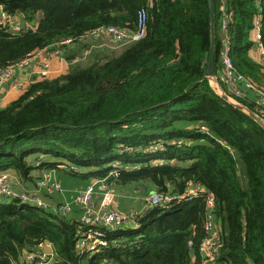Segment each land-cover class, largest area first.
<instances>
[{
    "label": "trees",
    "instance_id": "obj_1",
    "mask_svg": "<svg viewBox=\"0 0 264 264\" xmlns=\"http://www.w3.org/2000/svg\"><path fill=\"white\" fill-rule=\"evenodd\" d=\"M0 4L17 22L35 28L13 34L0 23V69L65 40L82 54L89 48L80 42L84 36L102 27L134 32L139 13L147 11L146 37L121 55L93 50L88 62L32 83L0 109V176L11 174L36 189L44 172L65 166L70 173L69 165L79 168L78 179L113 176L110 186L185 196L146 208L130 227L105 228L108 247L91 255L79 252L85 229L80 220L0 197V264H29L27 257L39 256L40 245L47 243L57 253L56 264H203L208 217L223 242L217 264H264V130L222 101L206 81L208 0ZM227 5L235 69L264 88V64L252 55L256 20L264 34V2L227 0ZM216 30L219 72L218 11ZM232 96L264 117L250 96ZM40 156L46 160L36 166ZM193 187L206 193L191 201L186 195Z\"/></svg>",
    "mask_w": 264,
    "mask_h": 264
},
{
    "label": "built area",
    "instance_id": "obj_2",
    "mask_svg": "<svg viewBox=\"0 0 264 264\" xmlns=\"http://www.w3.org/2000/svg\"><path fill=\"white\" fill-rule=\"evenodd\" d=\"M259 6L264 0H254ZM216 12L220 14V39L222 42V61L221 69L217 72V76L226 87V90L235 97L249 98L250 94L256 98V107L258 111L264 115V88L259 87L253 81L247 79L244 75L237 73L234 62L231 58L232 42L229 36V26L232 21L231 13L229 12L227 0H217ZM0 23L10 29L13 34H20L28 30L35 29L33 25H24L8 14L5 6L0 4ZM254 37L257 42V49L260 52L261 62L264 64V34L260 20L255 22ZM147 35V11L142 10L138 16L137 30L128 32L115 27H102L87 36H84L80 42L89 46L81 55L80 58L85 60L90 57L93 50L102 46L97 43L104 41L112 44L116 49H126L141 40ZM72 40H65L60 42L55 47V54L62 56L68 49L75 48ZM101 48L100 50H103ZM34 57L21 62L18 65L10 66L5 69H0V86L3 87L14 76L19 68H24L32 64ZM49 63L46 61L42 65V74L48 77L50 74ZM263 117V116H262ZM264 118V117H263ZM202 132H206L202 128ZM159 147V146H158ZM43 163L39 160L36 165ZM119 168L117 164L113 165ZM58 170L44 172L39 186L33 190L15 189V181L11 179L8 174L0 176V197L4 199L19 200L23 203L35 205L43 210H49L50 206L42 199L45 190L54 189L61 191L60 180L56 177ZM206 191L202 188H191L188 190L186 197L189 200H194L201 197ZM98 195H101L99 204L96 202ZM185 196H170L163 195L157 192H151L145 199L146 208H156L159 206H166L173 201H181ZM116 195L108 185L107 180L90 183L84 190L77 192L76 197L72 202H65L58 207L57 213L63 217H68L75 207L82 209L81 223L85 229L79 233L80 239L78 243L79 252L82 255H91L98 252L100 249L108 247L109 243L106 240L105 228L116 229L130 227L135 224L136 219L141 216L137 215L134 219L124 216L118 209H115ZM213 198H208L209 208H213ZM144 214V213H143ZM206 239L201 246V254L204 258L203 264H217L221 250L223 249V242L219 231L216 229L213 218L208 217L206 226ZM39 256L31 254L27 257L29 264H56L57 253L52 244H41Z\"/></svg>",
    "mask_w": 264,
    "mask_h": 264
},
{
    "label": "crops",
    "instance_id": "obj_3",
    "mask_svg": "<svg viewBox=\"0 0 264 264\" xmlns=\"http://www.w3.org/2000/svg\"><path fill=\"white\" fill-rule=\"evenodd\" d=\"M78 53L79 51L76 48H71L66 50L62 56H57L55 54V48H49L45 51L38 53L34 57V60L31 65L26 66L24 68H19L15 73V76L8 83H6L3 87L0 86V109L6 107L8 104L18 99L21 96V94L24 92V90L32 83L41 81L46 78H57L59 76L67 74L71 70L72 65L80 61V58L78 60H75L78 57L77 56ZM252 55H254V57L257 60H260L261 62V56L258 49L255 51V53L253 52ZM46 61L49 63L50 66L49 67L50 74L48 75V77H44V75L42 74V65ZM250 99H252L253 102H256V98L254 95H251ZM38 162L39 160L35 162V165ZM60 172L63 173L62 171ZM60 172L57 171L56 177L60 181H62L63 187L65 189V193H67L65 198H63L60 202H58L56 199L53 200L51 198L46 197V195H42V198L49 204L50 211L53 212L54 214H58L57 209L62 202L64 201L71 202L74 199L75 194L78 191L82 190L83 188V186L81 188H77V186L76 187L69 186L66 182L67 177L60 175L59 174ZM39 173L40 171H38V174ZM110 187L112 189V186ZM15 189L17 191H20L25 189L32 190L34 188L25 187L19 184L18 181H15ZM128 189L134 190V188L131 187H128ZM114 193L117 198L114 207L115 209H118L119 208L117 206L118 196L115 191ZM135 193H137V191ZM145 209L146 208L144 207L143 210L141 211L142 214L144 213ZM81 216H82V210L80 211V208L75 207L73 212L69 215L68 218L69 219L76 218L77 220H79Z\"/></svg>",
    "mask_w": 264,
    "mask_h": 264
},
{
    "label": "rangeland",
    "instance_id": "obj_4",
    "mask_svg": "<svg viewBox=\"0 0 264 264\" xmlns=\"http://www.w3.org/2000/svg\"><path fill=\"white\" fill-rule=\"evenodd\" d=\"M99 46H102L96 50H99V51H103V52H106V51H112V53H114V55H121V53H123V51L125 49H116L114 45L112 44H108V43H105L104 41H101V42H98L97 43ZM103 50H100L101 48H103ZM111 54V53H110ZM77 58L75 60H78L80 58V55L79 53L77 54ZM90 57L86 58L85 60H82L80 58V62L81 61H84V62H88V59ZM40 159L39 160H46V158L44 156H40L39 157ZM34 159V158H33ZM32 159V160H33ZM117 163V162H116ZM115 163V164H116ZM114 164V165H115ZM66 165V164H65ZM65 166H59V169L60 171H62L63 173H61L60 171V175L62 176H66L67 179H66V182L69 186L71 187H76L77 188H82V190H84L90 183H93V182H97V181H104V179H101V180H83V179H78L76 176L74 177V175H78L79 174V168L78 167H75V166H69V165H66L67 170L71 173H66L64 172V170L62 168H64ZM69 167H73L72 170H70ZM8 174V173H6ZM3 175V174H2ZM8 175H11V174H8ZM13 177V176H12ZM15 177V176H14ZM14 179V181H18L17 179ZM96 180V181H95ZM20 184V183H19ZM60 184V188H61V191H56L54 189H47L45 190V194L44 195H48L50 196L53 200H57L58 202H60L63 198H65L66 194L65 193V189L63 187V184H62V181L59 183ZM112 189L117 193V196H118V200H117V206L119 207V211L126 217L128 218H131V219H134L135 216L137 215H140L142 214L141 211L143 210V208L145 207L146 203H145V199L147 198L148 194L149 193H145V192H137L135 193L136 191L134 190H131V189H128V187L126 188H119V186H116V185H112ZM25 190H28V189H25ZM21 191V190H20ZM77 194V193H76ZM76 194L74 196V198L76 197ZM43 199V198H42ZM117 199V198H116ZM44 200V199H43ZM74 200V199H73ZM72 200V201H73ZM45 201V200H44ZM71 201V202H72ZM101 201V195H98L97 198H96V202L97 204H99ZM46 202V201H45ZM66 201L62 202L61 204H64ZM116 203V202H115ZM146 208V207H145ZM58 210V209H57ZM82 209H80L81 211ZM143 215V214H142ZM69 217V216H68ZM80 220V219H79Z\"/></svg>",
    "mask_w": 264,
    "mask_h": 264
},
{
    "label": "water",
    "instance_id": "obj_5",
    "mask_svg": "<svg viewBox=\"0 0 264 264\" xmlns=\"http://www.w3.org/2000/svg\"><path fill=\"white\" fill-rule=\"evenodd\" d=\"M209 9H210V36H211V45H210V53L207 67V76L206 81L209 82L210 88L213 92L225 103L235 108L236 110L242 112L253 121H255L263 130H264V118L261 117L257 112L248 108L244 104L240 103L237 99H235L231 94H229L222 83L220 82L217 72H216V47H217V30H216V3L215 0H208ZM113 176L107 181H111ZM120 229L119 227L116 228Z\"/></svg>",
    "mask_w": 264,
    "mask_h": 264
}]
</instances>
